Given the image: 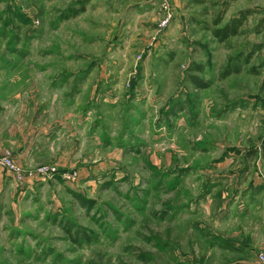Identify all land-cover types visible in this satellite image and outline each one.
Instances as JSON below:
<instances>
[{
    "label": "rangeland",
    "instance_id": "obj_1",
    "mask_svg": "<svg viewBox=\"0 0 264 264\" xmlns=\"http://www.w3.org/2000/svg\"><path fill=\"white\" fill-rule=\"evenodd\" d=\"M256 2L223 39L222 0H0V105L16 110L0 154L47 172L2 211L0 264L245 260L204 237L248 240L258 223H216L233 193L264 186ZM39 134L53 149L25 168L12 149Z\"/></svg>",
    "mask_w": 264,
    "mask_h": 264
},
{
    "label": "crops",
    "instance_id": "obj_2",
    "mask_svg": "<svg viewBox=\"0 0 264 264\" xmlns=\"http://www.w3.org/2000/svg\"><path fill=\"white\" fill-rule=\"evenodd\" d=\"M257 0H222L225 3V8H228L227 15L231 18L241 17L244 13H252L257 9ZM254 13V12H253ZM251 15V14H250ZM14 101L7 100L0 105V123L5 118H8L13 113H16ZM63 126H66L65 124ZM15 126L7 127L0 126V150L5 149L6 136L2 138L3 132L11 134L15 131ZM48 133V132H47ZM41 134L33 137L31 140L16 146L12 149L15 159L25 166L30 168L36 165V161L48 154L53 145H43L40 138ZM42 176L29 178L27 182L18 184L16 180L0 167V218L3 210L12 209L15 206V199L19 196L27 194L34 195L37 189L42 185ZM255 184V183H254ZM252 186L247 189H242L240 192L233 193L225 200L223 207L219 209L218 226L229 225L230 223H238L243 220H250L252 223L258 221L256 226L251 225L248 240L231 239L225 233L208 232L204 237L207 241L218 242L217 248H224L239 253L245 260H241L242 264H257L254 260L258 251H264V186ZM240 190V188H239ZM237 225V224H236ZM202 228H206L202 226ZM219 228V227H218ZM242 233L244 231L242 230ZM249 233V234H250ZM240 263V264H241Z\"/></svg>",
    "mask_w": 264,
    "mask_h": 264
},
{
    "label": "built area",
    "instance_id": "obj_3",
    "mask_svg": "<svg viewBox=\"0 0 264 264\" xmlns=\"http://www.w3.org/2000/svg\"><path fill=\"white\" fill-rule=\"evenodd\" d=\"M0 167L6 169L8 173L16 180L17 183H24L28 178L47 175L44 170L30 171L27 172L23 170L19 165L16 164L14 158L10 154H0ZM70 179V175L68 177ZM258 261L260 264H264V254L260 253L258 256Z\"/></svg>",
    "mask_w": 264,
    "mask_h": 264
},
{
    "label": "trees",
    "instance_id": "obj_4",
    "mask_svg": "<svg viewBox=\"0 0 264 264\" xmlns=\"http://www.w3.org/2000/svg\"><path fill=\"white\" fill-rule=\"evenodd\" d=\"M242 18L239 17L234 18L232 20V22L226 26H224L221 29L215 30V33L220 37V38H229L231 35H235L238 33V27L240 26V24L242 23Z\"/></svg>",
    "mask_w": 264,
    "mask_h": 264
}]
</instances>
